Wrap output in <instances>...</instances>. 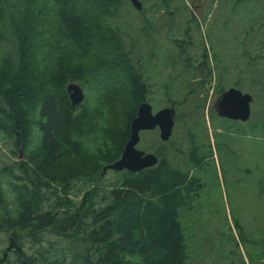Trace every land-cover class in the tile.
Returning <instances> with one entry per match:
<instances>
[{"label": "trees", "instance_id": "trees-1", "mask_svg": "<svg viewBox=\"0 0 264 264\" xmlns=\"http://www.w3.org/2000/svg\"><path fill=\"white\" fill-rule=\"evenodd\" d=\"M126 2L130 3L0 0V135L20 149L21 158L0 160V232L17 230L21 247L19 251L5 249L8 255L0 264H190L194 258L188 253L181 213L192 211L201 196L205 182L194 169L203 168L212 155L211 149L196 143L197 133L191 135L187 149H157L154 153L160 162L156 166L137 172L110 167L130 137L139 105L152 99L150 69L146 68H156V51L165 50L159 46L162 38L157 30L141 29L146 32L144 43L151 40L154 51H146L142 43L124 54L123 37L117 39L115 53L123 62L114 73L113 96L117 92L126 103L122 111L125 127L115 148L99 128L98 109L89 105L90 97L100 103L104 96L103 87L94 82L101 74L99 68L86 61L96 51L104 56L114 54L112 40L106 33L101 37L94 18L104 10L115 12ZM200 5L202 0L201 4L161 0L160 7L168 11L166 23L174 28L173 15L184 14L187 22H198L191 15ZM190 31L187 27L186 33ZM202 38L200 44L205 48ZM180 40L173 39L176 48L168 55L189 54L195 42ZM136 48L145 53L136 56L134 65L130 54ZM263 51L259 43L257 47L247 44L240 55L250 64L258 57L264 59ZM202 57V67L210 68L206 48ZM210 72L211 80H216ZM200 73L189 70L187 80ZM218 76L227 74L219 72ZM72 82L85 88V98L76 106L67 91ZM11 152L17 154L14 148ZM237 226L246 236L242 223ZM257 231L251 238L262 245L264 255V227ZM23 239L30 242L29 251Z\"/></svg>", "mask_w": 264, "mask_h": 264}, {"label": "rangeland", "instance_id": "rangeland-1", "mask_svg": "<svg viewBox=\"0 0 264 264\" xmlns=\"http://www.w3.org/2000/svg\"><path fill=\"white\" fill-rule=\"evenodd\" d=\"M186 1L201 4V0ZM142 4L144 13L138 14L134 5L126 2L115 12L111 9L104 10L103 15L99 14L94 18L101 37L106 33L112 40L114 49V54L109 56L100 55L96 51L86 61L89 66L98 67L101 73L94 82L97 80L103 87L101 91L104 98L100 103L94 97H90L89 101L91 109H98L99 128L110 137L109 142L115 148L119 134L125 127L122 111L126 103L117 92L113 96L114 73L123 62L115 53V49L119 48L118 37H123L125 54L130 48L134 49L147 41L146 32L141 31L142 27L145 26L149 32L157 30L162 38L159 46L165 50L156 51V68H146L150 69L147 71L152 96L149 102L154 112L175 104V126L170 141L160 138L158 127L141 131L137 147L147 153L159 148L167 152L175 147L184 150L191 145V135L196 132V143L212 150L205 166L194 169L205 182L201 196L194 201L192 211L181 213L188 253H193L194 257L190 264H264L262 245L256 242V238H251V235L258 233V228L264 227V193H260L264 186V59L258 57L255 63L249 64V60L240 55L247 44L254 43L257 47L259 43V48L264 50V45H261V42L264 43V0H202L200 10L191 15L198 22H187L184 14V17L173 15L176 23L174 28L166 23L170 15L165 7H160L161 0H146ZM153 4L157 6L153 7ZM187 27H191L190 33H186ZM203 36H206L204 40L209 60L215 63L213 65L210 62V71L214 66L217 75L219 72L227 74L223 76L225 80L218 76L217 79L215 77L216 81H221L226 88L239 83L238 88L253 95L251 116L247 121L223 118L212 110L215 100L212 89L216 81L214 78L211 80V72L207 73L201 64L205 50L204 45L200 44ZM176 37L182 42H195L188 55L183 52L179 56L168 55L172 47L176 48L172 42ZM152 46L154 43L150 40L144 48L147 51ZM247 50L253 51L254 48ZM139 53L144 54V49L136 48L130 54L134 65ZM144 59L148 57L145 56ZM215 60L219 61L217 65ZM201 69L204 72L200 73ZM189 70L200 74L194 80H187ZM188 84H194V90L190 91L191 86H187ZM0 147V160L14 162L20 158V149L2 135ZM13 148L17 151L16 155L11 152ZM202 151L207 149L203 148ZM175 163L180 165L181 160L177 159ZM238 222L246 228V236L239 232ZM16 233L17 230L0 232V261L4 258L10 236ZM23 241L24 249L29 251L30 242L25 239Z\"/></svg>", "mask_w": 264, "mask_h": 264}, {"label": "water", "instance_id": "water-1", "mask_svg": "<svg viewBox=\"0 0 264 264\" xmlns=\"http://www.w3.org/2000/svg\"><path fill=\"white\" fill-rule=\"evenodd\" d=\"M131 1L137 9L142 8L140 0ZM67 91L74 106L80 104L85 98L84 90L79 83H70L67 87ZM252 101L253 95L251 93L243 92L240 88L233 86L225 89L218 96L215 109L217 110V114L221 117L244 122L251 116ZM175 114L176 109L174 105L164 107L154 113L153 106L150 102L145 101L141 103L138 107L137 116L131 121L130 137L124 145L122 155L110 165V167L117 171L126 169L137 172L148 167L156 166L159 162L157 155L152 152L147 153L137 147L140 141V133L143 130L155 129L158 127L160 129V138L163 141H168L173 133ZM8 250H21L17 234H12L10 236Z\"/></svg>", "mask_w": 264, "mask_h": 264}, {"label": "flooded vegetation", "instance_id": "flooded-vegetation-1", "mask_svg": "<svg viewBox=\"0 0 264 264\" xmlns=\"http://www.w3.org/2000/svg\"><path fill=\"white\" fill-rule=\"evenodd\" d=\"M211 64H215L214 63V61L213 62H211ZM206 70H207V73H209L208 71H210V68L206 65ZM212 70L214 71L213 72V75L216 77V75L217 74H214V73H216L217 71H215V69H214V66L212 67ZM216 79H217V77H216ZM216 81V80H215ZM222 85H219V83L216 81V83H214V85H213V89L212 90H214V93H213V96L215 97L214 99V102H213V104H212V110H214V112L216 111V113H217V110L215 109V104H216V100H217V98H218V96L226 89V88H223V87H221ZM194 88H195V85L193 84L191 87H190V91L191 90H194ZM175 105V104H174ZM175 107H176V105H175ZM5 252V251H4Z\"/></svg>", "mask_w": 264, "mask_h": 264}]
</instances>
